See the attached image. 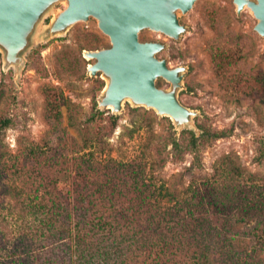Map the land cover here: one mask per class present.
<instances>
[{
	"label": "rangeland",
	"instance_id": "374dc122",
	"mask_svg": "<svg viewBox=\"0 0 264 264\" xmlns=\"http://www.w3.org/2000/svg\"><path fill=\"white\" fill-rule=\"evenodd\" d=\"M66 6L59 2L46 13L20 66L7 67L0 49V155L27 159L25 172L16 179L19 189L26 188L30 177L37 179L35 186H44L52 174L47 163L62 152L71 155L73 139L76 151L84 148L81 154L146 161L149 177L181 197L192 184L203 187L205 181H217L245 186L250 202L264 203V37L255 31L258 21L248 9L238 16L233 0H198L187 14H179L187 27L180 40L149 30L140 33L142 42L167 45L159 58L170 68H187L178 99L199 116L194 118L196 129L181 130L171 118L130 100L118 115L99 106L108 80L100 73L88 74L94 61L84 58L89 50L81 46L101 40L95 49L100 50L110 47V40L95 19L48 35ZM157 86L171 87L163 79ZM6 119L8 126L3 124ZM204 130L220 136L200 147L198 160L191 153L173 157L168 141L172 134L182 138L184 153L190 136L183 132L199 137ZM3 179L0 204L14 203ZM252 245L246 240L245 251H259ZM259 253L264 260V250Z\"/></svg>",
	"mask_w": 264,
	"mask_h": 264
},
{
	"label": "trees",
	"instance_id": "16d2710c",
	"mask_svg": "<svg viewBox=\"0 0 264 264\" xmlns=\"http://www.w3.org/2000/svg\"><path fill=\"white\" fill-rule=\"evenodd\" d=\"M186 133L184 153L182 138H168L176 160L185 153L198 160L200 147L220 136ZM70 146L71 155L47 163L52 174L45 187L30 177L19 189L27 159L0 155V183L7 178L14 202L0 204V264L264 263V203L250 202L245 186L205 181L181 197L149 177L146 161L81 154L73 139ZM246 240L259 251H245Z\"/></svg>",
	"mask_w": 264,
	"mask_h": 264
},
{
	"label": "water",
	"instance_id": "95a60500",
	"mask_svg": "<svg viewBox=\"0 0 264 264\" xmlns=\"http://www.w3.org/2000/svg\"><path fill=\"white\" fill-rule=\"evenodd\" d=\"M62 1L67 6L47 29L48 35L65 33L77 23L95 19L110 40L108 48L83 52L84 58L94 61L88 74L95 77L100 73L108 80L99 100L101 108H110L118 115L124 101L130 100L171 118L177 129L197 128L194 118L199 113L178 99L187 68H170L166 59L159 58L167 45L142 42L140 33L149 30L180 40L187 27L179 14H187L198 0H0V49L7 67L23 63L37 26ZM233 3L238 16L246 9L252 13L258 21L255 31L264 37V0ZM159 79L168 82L170 89L159 88Z\"/></svg>",
	"mask_w": 264,
	"mask_h": 264
}]
</instances>
